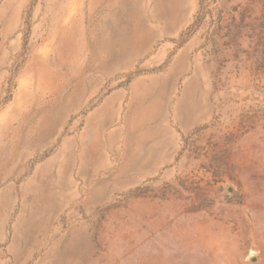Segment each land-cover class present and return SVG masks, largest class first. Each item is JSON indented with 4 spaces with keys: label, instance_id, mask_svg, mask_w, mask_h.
Wrapping results in <instances>:
<instances>
[{
    "label": "rangeland",
    "instance_id": "1",
    "mask_svg": "<svg viewBox=\"0 0 264 264\" xmlns=\"http://www.w3.org/2000/svg\"><path fill=\"white\" fill-rule=\"evenodd\" d=\"M0 264H264V0H0Z\"/></svg>",
    "mask_w": 264,
    "mask_h": 264
},
{
    "label": "water",
    "instance_id": "2",
    "mask_svg": "<svg viewBox=\"0 0 264 264\" xmlns=\"http://www.w3.org/2000/svg\"><path fill=\"white\" fill-rule=\"evenodd\" d=\"M230 191H232V189H230Z\"/></svg>",
    "mask_w": 264,
    "mask_h": 264
}]
</instances>
